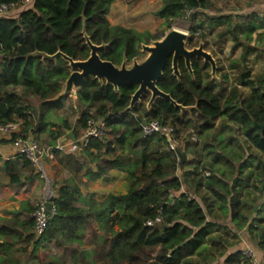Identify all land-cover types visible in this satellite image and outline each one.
<instances>
[{
  "label": "trees",
  "instance_id": "trees-1",
  "mask_svg": "<svg viewBox=\"0 0 264 264\" xmlns=\"http://www.w3.org/2000/svg\"><path fill=\"white\" fill-rule=\"evenodd\" d=\"M114 1L33 0L26 6L22 5V0H0V4L16 3L18 11L13 16L0 17V124L20 122L19 133L7 139L0 138V143L12 142L16 135H31L36 139L41 134H47L55 142L62 137L63 129L70 128L67 120L54 123L49 117L68 98V95L58 96L71 69L62 57L51 59L44 55L60 51L73 60H85L90 54L86 35L91 43L101 46L98 55L102 60L120 66L124 60L131 62L139 57L143 44L161 38L110 25L106 15ZM161 2L155 15L169 22L188 13L191 34L201 33L205 26L224 25L218 32L219 39L229 35L232 49L242 48L240 60L232 62L230 68L241 66L237 82L248 89L247 94L244 95L238 85L230 86L224 95L214 92V82L206 72L209 63H201V58L197 57L191 59V73L184 59L179 58V78L173 74L169 59L156 83L178 104L191 107V116L187 110L162 98H156L148 106L149 91L129 109L136 85L114 89L104 80L87 76L75 92L77 124L83 129L89 119H103L105 134L102 138H91L80 152L54 149L53 153H63L59 157L67 164H74V171L81 172L87 181L106 177L108 171L114 169L124 172L127 191L123 194L110 192L97 201L81 194L74 176L65 177L58 186L57 196L52 199L56 214L50 217L41 236L36 237L32 232L34 207L28 201L21 203L16 216L0 218V264H26L15 256L18 251H26L25 247L15 248L19 242L32 244V253L53 240L61 245H79L90 223H95L101 233L94 236L91 250L72 249L71 264H138L142 261L200 264L193 256L202 255L208 259L205 243L213 225L206 222L205 212L194 197L179 192L182 185L177 174L179 170L189 188L196 193L202 189L210 197L209 203L216 202L223 212L230 208L231 221L242 227L236 218L240 210L236 192L231 196L236 185H230L228 175L232 174L235 162L239 163L237 175H240L254 153L262 166L259 172L264 179V129L256 125L264 122V73L254 79L245 68L251 52L260 53L264 60V15L213 13L211 0ZM222 80L227 81V74H223ZM217 118H222L224 127L236 128L242 140L237 141L230 135L225 138L218 130L207 135L200 150L195 142L191 144L185 141L184 135L179 136L181 129L189 126L208 132ZM150 120L172 126L173 139L182 143L178 147L191 153L192 160L200 156L197 162L185 170L192 160L180 163L176 152L168 148L165 136L144 135L142 124ZM73 133L78 137L77 132ZM193 136L187 137L192 139ZM229 145L231 150L227 152ZM235 145L238 147L234 150ZM249 149H253V153ZM245 151H249V156L244 159ZM219 162L226 167H216ZM24 163L29 164L25 158ZM5 164L8 166L9 162ZM70 170L68 166L69 173ZM16 181L15 175H10V183ZM78 201H82L81 206L76 205ZM202 202L205 203V199L202 198ZM210 204L205 207L209 209ZM157 217L160 222H154ZM249 232L252 242L264 252V226L253 235L251 224ZM224 261V264H253L243 251L230 254Z\"/></svg>",
  "mask_w": 264,
  "mask_h": 264
},
{
  "label": "crops",
  "instance_id": "crops-1",
  "mask_svg": "<svg viewBox=\"0 0 264 264\" xmlns=\"http://www.w3.org/2000/svg\"><path fill=\"white\" fill-rule=\"evenodd\" d=\"M211 1L214 3L213 0ZM227 1L230 3L228 6L231 4H240L237 5V8L244 6V1L242 0ZM249 1H252L253 7H243L241 10H236L230 7L229 9H224L222 13L238 12L248 14L251 12H256L259 15H264V0ZM24 2H28L27 5H31L33 0H22V3ZM161 4V0H115L111 4L106 17L109 24L112 26L130 28L140 33L148 32L155 36L156 30L161 29L163 24L166 22L164 19L155 15V12L160 8ZM247 10H249V12H245ZM253 38H255V33L253 34ZM253 44L254 42L252 41L251 45ZM65 107L69 109V111ZM76 108V94L72 93L68 95V98L65 100L62 107L52 111L49 117L50 121L59 123L61 120L65 119L70 125L69 129H63L64 133L58 140H63L68 137H75L73 131L77 132V136L80 135L82 129L80 125L76 123V117L78 114ZM65 110H67L69 113H66ZM67 114L70 115L67 117ZM216 120L221 121L222 118H217ZM215 121L213 122L211 130L208 132H200L199 135L197 134L199 139H197V136L194 135L192 139L186 137L185 141L197 143L198 140L199 142L202 140L200 142V146L196 144L197 147L202 150L201 147L203 146L204 141H206L205 139L209 132L213 133L214 129L218 127L219 121L218 124L217 121L216 123ZM38 138L48 142V144L43 145V147L53 146L58 141H51L47 134H41ZM178 142L179 146L182 145L180 140ZM230 146L231 145L227 147L229 150L226 148L227 152L231 150ZM234 147L237 148L238 146H233L232 149L235 150ZM249 151L252 152L253 149H249ZM249 151H245L244 159L249 156ZM186 153L188 154V160H192L193 155L189 152ZM202 153H205V150H203ZM54 156L55 154L53 152H49L45 161V169L47 173L46 176L49 181L59 178L58 174L55 175L56 171L53 169L54 162L50 160ZM254 158L256 159V162H254ZM6 161L9 162L8 166L5 164ZM238 165L239 163H233L234 170L232 171L231 175H228L229 178H227L230 185H236L235 188L232 189L231 196L234 194V192H236V202L238 204V209H240L237 212L236 218L239 220V223L242 225V227H238L236 222L231 221L230 208L227 210V212H223L218 208L216 202L210 204V197L202 189H199L196 193L192 188H189L184 181L183 172L180 170L178 171V176L182 184L179 192H184L189 194L191 197H194L201 204L205 212L206 222H210L213 225L212 233L209 238L206 239L205 243V250L208 252V259L205 260L202 255L193 256L194 259L200 264H224L225 258L230 254H233L237 251H244L245 249H249L251 252H253L256 260L260 264H264V252L255 246L251 240V234L249 232V227L251 224H253V235L259 231L262 226H264V189L262 187V185L264 186V179L259 172L262 166L259 165L258 159L255 157L254 153L245 164L240 175H237ZM63 166L64 164L62 161L58 162V168L60 169L59 172H61ZM189 166L190 163L185 167V170H188ZM216 167L224 169L226 165L223 162H219L217 163ZM119 173L123 174L120 171L116 173L112 170L108 174L111 178L104 181L103 183L111 181L113 175H119ZM10 175H15L17 180L15 183H10ZM82 181L85 182L83 192L84 196L88 198L99 199V196H97L98 192L94 190L95 186L100 183L98 182L99 179L94 180L96 181L94 182L87 181L86 178L82 177ZM55 182L56 186H59L61 183L58 180ZM93 182L96 184H93ZM123 182L124 184L126 183L125 180ZM45 184V181L34 173L33 168L29 164L27 165L24 163V158L21 155H18L16 148L11 144V142L0 143V218L14 217L11 215L18 213L22 202H26L28 199H32L33 197L39 198L41 196ZM254 189H256L257 192H255ZM126 191L127 189L119 192L108 191L105 193V196L110 192L123 194L126 193ZM105 196L102 197V199H104ZM202 198L205 199V203L202 202ZM205 204H210L209 209L205 207ZM240 212L244 214V218L240 215ZM20 214V216L23 215L22 212ZM256 220L259 221L257 222Z\"/></svg>",
  "mask_w": 264,
  "mask_h": 264
},
{
  "label": "rangeland",
  "instance_id": "rangeland-1",
  "mask_svg": "<svg viewBox=\"0 0 264 264\" xmlns=\"http://www.w3.org/2000/svg\"><path fill=\"white\" fill-rule=\"evenodd\" d=\"M242 1H244V3L242 2L244 4V6H242V7L240 6L237 8V5H240V4H231L230 6H228L230 3H228L227 0H213L214 3H213V6L211 7V12L220 13V12H223L224 9H229L230 7L234 8L236 10H241L243 7L244 8L245 7L246 8L253 7L252 1H249V0H242ZM257 2H259V1H257ZM27 3L28 2H24L22 5H24V4L27 5ZM16 10H17V8L14 9L13 11L9 12L7 15L13 16V15L17 14L18 11H16ZM245 12H249V10H247ZM190 24L191 23L189 22L188 14H186L182 18L175 19V20H172L169 22H165V24H163L161 29L156 30L155 36L162 38L165 35V33H167L169 30H171L172 28H176L178 30L185 31L187 33L186 47L188 49H191L193 47H197L200 43H202L204 49L212 54V56L215 60V63H216V69H215L214 74H212V72H211L210 64H209V67L206 68V72L207 71L209 72L211 79L214 82L213 91L220 94V95H224L225 93L228 92V89L230 86L238 85L237 76L239 74V70L241 69V66L238 65L236 68H232V69L230 68V66H231L232 62L240 60L242 48L238 47L236 49H232L233 42H232L229 35H226V36L219 39L218 32L220 30H222L224 25L219 26V25L215 24L211 27L205 26L202 29L201 33H199V31H198L195 34H191V33H189V30H188ZM189 39H191V43H189ZM151 44H152V41L150 42L149 45H151ZM146 56H147V52L142 51V54L139 57L135 58V60L140 62ZM133 60L131 62H127V66H131L133 63ZM202 62H204V61L201 58V63ZM245 65H246L245 68L250 72L251 78L257 79V78L261 77V75L264 73V60H263V56L260 53H256V52L249 53ZM223 74H227V81L222 80ZM238 86L244 95L247 94L248 89L243 88L240 85H238ZM17 90H19V89H17ZM67 110L69 111V109H67ZM67 110H65L66 113H69ZM191 110L192 109H187L188 114H190V116H191ZM69 115L70 114H67L66 116L68 117ZM216 121L218 124L219 120H216ZM216 121H215V123H216ZM76 123H77V119H76ZM222 124H223L222 120L219 121L218 127L216 129H214V132L220 130V132L222 133V135H224L225 138L230 135V136H233L235 138V140H237V141L242 140L241 139L242 137L239 134V132L236 131V128L229 129L227 127H224V125H222ZM180 132L181 133H179V136L184 135L183 137H187L189 134H193V135L197 136V139H199L198 135L200 133V130H198L197 128H192L189 126L185 130L181 129ZM209 134L212 135L211 132H209ZM179 136H178V139H179ZM36 139L38 140V142L42 146L45 144H48V142L45 140H41L39 138H36ZM201 141L202 140H200V142ZM198 142H199V140L197 141L196 144L200 146L201 143L199 142V144H198ZM59 155L63 156V153L55 154V156L52 159H50L51 161L54 162L53 163V169L56 171L55 175L58 174V177H59L56 180L61 182L65 177H67L69 175L74 176L75 179L77 180V182L79 183L81 194L84 196L83 192H84L85 182L82 181V176L80 175L81 172L74 171V164H72V163L67 164L66 162H64L65 161L64 158L59 157ZM198 157L199 156H197L195 160H192L190 162V164L197 162ZM100 159L103 160V157H100ZM60 160L65 165V169L63 166L61 172H59L60 169L58 168V162H61ZM253 160H254V162H256L255 158ZM45 161H46V159H45ZM86 165L89 166V163L86 162ZM68 166L71 169L70 173L68 172ZM111 171L112 170L108 171V174ZM113 172L117 173L118 170L114 169ZM122 173L123 174L119 173V175H113L112 180L108 181L106 183H103V182L111 178L108 174L106 177H102L99 179L98 182H100V183H98V185L95 186V189H94L96 192H98L97 196H99V199H96L97 201L103 200L102 197H104L105 193L108 191L119 192V191H122V190H125L128 188V181L126 179V174L124 172H122ZM56 180L55 179L51 180L52 182L55 183L54 184L55 186H56V182H55ZM124 180L126 181L125 184L123 182ZM94 182H96V181H94ZM94 182H93V184H96ZM262 187L264 189L263 185H262ZM254 190H255V192H257L256 189H254ZM84 197H86V196H84ZM38 199L39 198H37V197H33L32 199H28V202H30L32 208L34 207V204ZM76 205L81 206L82 201H78L76 203ZM17 214L18 213H15V214H12L11 216H16ZM31 214L29 215V217H31ZM23 216H24V214L22 215V217ZM6 219H8V218H6ZM99 233H101V231L98 230L97 225L95 223H90V224H88L86 230L84 231V236L82 238L81 244L78 245L77 243H74L72 245H65V244L61 245L59 241L53 240L47 246L39 248V250L35 253H32V250H33L32 244L26 245L25 242H19L15 246V248L25 247L26 251L25 252L18 251L15 253V256L17 258H20L22 260V262L25 261L26 264H30L31 262H36L38 264H48L49 262H58V264H71V251H72V249L78 247L79 249L91 250L94 246V236L96 234H99ZM138 264H148V262L142 261Z\"/></svg>",
  "mask_w": 264,
  "mask_h": 264
},
{
  "label": "water",
  "instance_id": "water-1",
  "mask_svg": "<svg viewBox=\"0 0 264 264\" xmlns=\"http://www.w3.org/2000/svg\"><path fill=\"white\" fill-rule=\"evenodd\" d=\"M86 43L90 48V54L85 60H73L62 52L58 51L53 55H44L47 58L62 57L69 64L71 69L70 74L64 82L63 89L58 97L69 95L76 92V89L80 88L85 78L89 75L94 76L99 81H105L111 84L114 89L119 86L136 85L137 89L131 96L129 103V109L132 108L135 103L140 99V96L145 92H150V98L148 106L153 103L156 98H162L168 100L176 107L187 110L191 107H183L172 99L170 94L160 90L156 83L162 76L168 60H171V68L173 74L180 77L178 70V60L183 58L185 65L189 72L191 69V59L194 57L202 58L204 62H207L211 66L212 74L215 73L216 63L212 54L206 51L200 43L197 47L188 49L186 47L187 33L176 28H172L165 35L152 41V44H143L142 51L147 52V56L140 62L133 60L131 66H127L126 60H124L120 66L114 65L112 62L102 60L98 55V50L101 46L91 43L89 38L85 35ZM146 122H143L145 124ZM260 129H264V122L256 124ZM175 152L178 156L180 163H184L188 160V154L186 151L176 147Z\"/></svg>",
  "mask_w": 264,
  "mask_h": 264
},
{
  "label": "built area",
  "instance_id": "built-area-1",
  "mask_svg": "<svg viewBox=\"0 0 264 264\" xmlns=\"http://www.w3.org/2000/svg\"><path fill=\"white\" fill-rule=\"evenodd\" d=\"M16 3H1L0 17L6 16L9 12L16 9ZM188 14V13H187ZM1 61V54H0ZM20 131V122L10 121L0 124V138L7 139L13 134H18ZM142 132L144 135L159 134L168 139V148L170 150L176 149L178 143L174 138V128L169 124H164L159 120H150L142 124ZM105 134V122L103 119H89L86 126L81 130L78 137H68L63 140H58L53 146L43 147L38 140L31 137H23L16 135L11 144L16 148L18 155L23 156L28 160L29 165L33 168L34 173L45 181V187L39 199L34 204L32 218L34 220L33 234L39 237L44 232L47 223L53 215L56 214V207L52 199L57 196L58 186L46 176L45 159L49 152L57 150L58 152L76 153L85 148L91 138H102ZM190 139V138H189ZM186 140V137H185ZM206 174H208L206 172ZM56 188V189H55ZM161 219L157 217L154 222H160ZM153 222V223H154ZM247 257L251 258L253 264H260L253 252L249 249L243 251Z\"/></svg>",
  "mask_w": 264,
  "mask_h": 264
}]
</instances>
